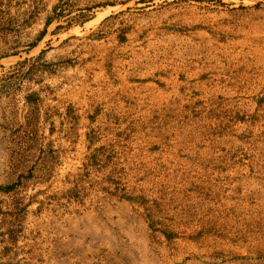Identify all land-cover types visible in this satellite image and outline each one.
Here are the masks:
<instances>
[{
    "label": "rangeland",
    "instance_id": "rangeland-1",
    "mask_svg": "<svg viewBox=\"0 0 264 264\" xmlns=\"http://www.w3.org/2000/svg\"><path fill=\"white\" fill-rule=\"evenodd\" d=\"M0 264H264V0H0Z\"/></svg>",
    "mask_w": 264,
    "mask_h": 264
},
{
    "label": "crops",
    "instance_id": "crops-1",
    "mask_svg": "<svg viewBox=\"0 0 264 264\" xmlns=\"http://www.w3.org/2000/svg\"><path fill=\"white\" fill-rule=\"evenodd\" d=\"M44 38H45V35H41V37L39 38V40H37V42H36L37 45H35L34 48H33L34 50L36 48H38V44H40L43 41ZM39 52H41V51H39ZM84 68H88V67L87 66H84V67L80 68V71L81 70H85ZM76 70H78L77 67H75V72H76Z\"/></svg>",
    "mask_w": 264,
    "mask_h": 264
},
{
    "label": "trees",
    "instance_id": "trees-1",
    "mask_svg": "<svg viewBox=\"0 0 264 264\" xmlns=\"http://www.w3.org/2000/svg\"><path fill=\"white\" fill-rule=\"evenodd\" d=\"M12 187H8L7 189H11Z\"/></svg>",
    "mask_w": 264,
    "mask_h": 264
}]
</instances>
